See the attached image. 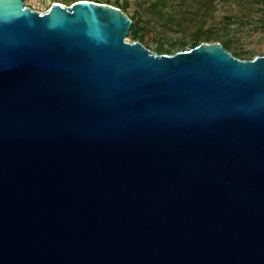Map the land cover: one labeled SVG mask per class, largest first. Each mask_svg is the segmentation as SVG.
Instances as JSON below:
<instances>
[{
    "label": "water",
    "instance_id": "1",
    "mask_svg": "<svg viewBox=\"0 0 264 264\" xmlns=\"http://www.w3.org/2000/svg\"><path fill=\"white\" fill-rule=\"evenodd\" d=\"M130 26L0 0V264H264V56Z\"/></svg>",
    "mask_w": 264,
    "mask_h": 264
},
{
    "label": "trees",
    "instance_id": "2",
    "mask_svg": "<svg viewBox=\"0 0 264 264\" xmlns=\"http://www.w3.org/2000/svg\"><path fill=\"white\" fill-rule=\"evenodd\" d=\"M91 1L112 5L125 13L131 20L127 35L131 41L143 44L146 34L158 32L155 53L167 55L187 45L192 49L201 43L217 42L234 57L243 59L247 56V60H250L252 58L248 53L236 48L230 25L222 23L216 16L217 7L232 2L239 8L241 16L264 13V0H152L135 9L132 14H127L130 7L128 0ZM166 9L168 13H165ZM174 28L181 36L168 39Z\"/></svg>",
    "mask_w": 264,
    "mask_h": 264
},
{
    "label": "rangeland",
    "instance_id": "3",
    "mask_svg": "<svg viewBox=\"0 0 264 264\" xmlns=\"http://www.w3.org/2000/svg\"><path fill=\"white\" fill-rule=\"evenodd\" d=\"M76 1L83 0H23V3L25 7L33 11L44 13L50 8L53 3L70 6ZM150 1L152 0H128L130 7L127 11V14H132L135 9H137L141 5L143 7L145 3ZM168 11L169 10L166 9L165 13H168ZM241 15L242 14L239 8L232 2L224 3L217 7L216 16L221 20L222 23L230 25L231 36L235 41L236 48L248 53L250 58H254L256 56H264V13H254L250 16ZM176 29L177 28L171 30L168 39H177L181 36V33H179V31ZM158 37V32H150L149 34L145 35V42L142 45L149 49L152 53H155L154 49L156 47V41ZM126 41L131 43L134 42L131 41L128 37L126 38ZM189 49V45L185 46L184 48H176L171 52V54ZM241 60H247V56L243 57V59Z\"/></svg>",
    "mask_w": 264,
    "mask_h": 264
}]
</instances>
